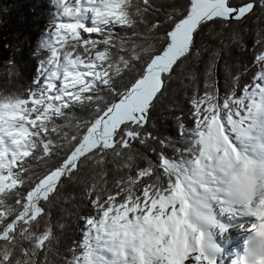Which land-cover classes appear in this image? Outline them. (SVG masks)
Returning a JSON list of instances; mask_svg holds the SVG:
<instances>
[{"label":"snow or ice","instance_id":"obj_1","mask_svg":"<svg viewBox=\"0 0 264 264\" xmlns=\"http://www.w3.org/2000/svg\"><path fill=\"white\" fill-rule=\"evenodd\" d=\"M53 2L45 58L0 91V264H264V0ZM253 17L256 71L222 93L207 44ZM177 79L191 123L161 136ZM69 215L80 236L61 251Z\"/></svg>","mask_w":264,"mask_h":264},{"label":"trees","instance_id":"obj_2","mask_svg":"<svg viewBox=\"0 0 264 264\" xmlns=\"http://www.w3.org/2000/svg\"><path fill=\"white\" fill-rule=\"evenodd\" d=\"M55 5L53 0H0V91L14 90L18 85H26L33 78L38 61L44 59L46 52L39 49L45 31L51 27L55 19ZM249 19L240 25H233L230 30H225L219 37L212 33L211 42L207 44L209 52L220 49L221 65L227 64L228 69L219 72L221 92L231 87V77L239 73L240 83L243 85L250 81L256 68L253 66V44L257 24ZM264 27V17L260 25ZM239 36L240 40H234ZM223 41V45L220 41ZM207 55V54H206ZM14 61V68L18 76L9 80L3 74L6 61ZM203 66L200 65V68ZM248 71L245 72L244 69ZM188 90L183 79H177L171 86V93L159 106L154 114L157 131L161 136L176 135V115H183L186 123H191L188 116ZM172 105L175 108L172 109ZM83 188L78 184H69L65 189V197L69 194L73 199L67 203L68 209H73L78 214H88L90 209L87 201L82 196ZM61 205L52 209L53 220L61 217ZM66 228L61 236L58 247L63 251L73 240L80 236L79 219L76 215L65 216Z\"/></svg>","mask_w":264,"mask_h":264},{"label":"bare ground","instance_id":"obj_3","mask_svg":"<svg viewBox=\"0 0 264 264\" xmlns=\"http://www.w3.org/2000/svg\"><path fill=\"white\" fill-rule=\"evenodd\" d=\"M226 264H228V262L226 261Z\"/></svg>","mask_w":264,"mask_h":264}]
</instances>
